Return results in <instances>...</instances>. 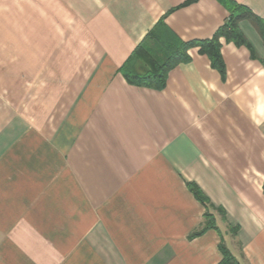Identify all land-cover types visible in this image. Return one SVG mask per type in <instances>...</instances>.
I'll return each mask as SVG.
<instances>
[{
    "label": "crops",
    "instance_id": "0c3cea01",
    "mask_svg": "<svg viewBox=\"0 0 264 264\" xmlns=\"http://www.w3.org/2000/svg\"><path fill=\"white\" fill-rule=\"evenodd\" d=\"M184 1L0 0V264H220L221 240L264 264L255 27L238 24L253 57L219 39L223 75L197 47L160 89L119 71L159 20L188 42L228 15ZM235 1L264 20V0ZM207 209L215 227L189 238Z\"/></svg>",
    "mask_w": 264,
    "mask_h": 264
},
{
    "label": "trees",
    "instance_id": "16d2710c",
    "mask_svg": "<svg viewBox=\"0 0 264 264\" xmlns=\"http://www.w3.org/2000/svg\"><path fill=\"white\" fill-rule=\"evenodd\" d=\"M196 0H186L181 5H186ZM228 11L223 23L215 30L209 39H201L184 42L175 35L169 33L162 19L148 31L143 41L139 43L127 60L119 67L124 79L129 84L146 86L160 89L165 84V78L169 69L179 62H186L190 59L187 50L197 47L200 53H204L211 66L216 68L221 75L224 74V64L220 53V38L226 42H233L236 45L246 46L255 56V52L244 34L239 29V21L247 19L257 30L264 43V20L255 15L249 8L237 3L235 0H218ZM150 43L149 45L145 43ZM150 46H153L150 48ZM264 65V58L260 59ZM140 64V66H139ZM142 65V66H141ZM189 189L205 207L206 197L201 190L193 183L188 184ZM207 208V207H206ZM215 227L213 215L208 211L204 212L202 224L194 229L189 238L203 233L209 228ZM222 258L220 264H242L222 243L218 244Z\"/></svg>",
    "mask_w": 264,
    "mask_h": 264
},
{
    "label": "rangeland",
    "instance_id": "374dc122",
    "mask_svg": "<svg viewBox=\"0 0 264 264\" xmlns=\"http://www.w3.org/2000/svg\"><path fill=\"white\" fill-rule=\"evenodd\" d=\"M146 45L148 44H150L149 42L148 43H145ZM153 46H150V48H152ZM139 66H140V64H139ZM142 66V65H141ZM11 81V83H14L15 85H11V87H13V90L15 91V92H17V80H10ZM0 82H1V80H0ZM13 98L14 99H16V98H18V96H17V94H15L14 93V96H13ZM30 100H31V98H30Z\"/></svg>",
    "mask_w": 264,
    "mask_h": 264
}]
</instances>
